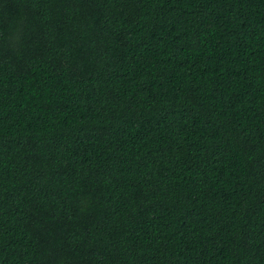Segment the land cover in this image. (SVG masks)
<instances>
[{
	"label": "trees",
	"instance_id": "obj_1",
	"mask_svg": "<svg viewBox=\"0 0 264 264\" xmlns=\"http://www.w3.org/2000/svg\"><path fill=\"white\" fill-rule=\"evenodd\" d=\"M0 264H264V0H0Z\"/></svg>",
	"mask_w": 264,
	"mask_h": 264
}]
</instances>
